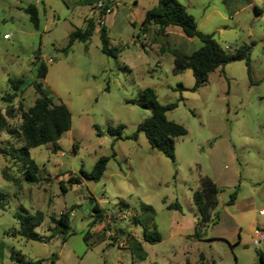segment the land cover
Wrapping results in <instances>:
<instances>
[{"label": "rangeland", "instance_id": "rangeland-1", "mask_svg": "<svg viewBox=\"0 0 264 264\" xmlns=\"http://www.w3.org/2000/svg\"><path fill=\"white\" fill-rule=\"evenodd\" d=\"M177 1L227 53L248 46V69L243 60L227 62L188 90L191 71L173 72L172 60L200 42H186L177 26L166 34L154 25L141 31L157 0H113L102 17H95L96 0H0V264H258L264 242L251 241L254 229L264 231V0ZM28 4L37 10V29L22 10ZM88 19L89 38L67 46L68 33ZM100 26L116 55L101 52ZM40 62L42 87L65 105L70 125L57 140L28 149L37 167L36 181L28 182L12 151L22 142L9 131L20 123L18 106L26 110L37 96ZM18 77L20 91L9 103L1 100L11 93L7 80ZM144 88L161 104L176 102L165 116L186 134L174 139L173 162L142 132L129 137L150 113L129 102ZM117 125L123 138L114 140L107 127ZM100 156H109L100 178H82L80 170L90 171ZM198 174L219 191L211 221L195 230L190 197ZM75 176L80 182H71ZM89 196L101 209L99 220ZM173 203L178 210L168 207ZM71 205L65 229L52 222ZM35 211L42 213L34 227L41 240L12 236L14 213ZM142 232L158 240H144Z\"/></svg>", "mask_w": 264, "mask_h": 264}, {"label": "trees", "instance_id": "trees-1", "mask_svg": "<svg viewBox=\"0 0 264 264\" xmlns=\"http://www.w3.org/2000/svg\"><path fill=\"white\" fill-rule=\"evenodd\" d=\"M23 12L27 14L28 20L32 24L33 28L38 27L37 10L32 4H28L22 8ZM102 14V9L99 10ZM149 25L156 26V30L160 33L166 32L169 26H177L183 36L187 38H197L200 42V46L190 52L189 54L177 53L173 57L172 71L175 73L182 72L185 69H189L193 76V84L188 90L194 91L199 88L207 79L209 72L217 67H222L224 64L230 61L243 60L247 66L249 65L248 58V46H240L233 53H227L223 47H221L212 37L211 34L202 33L197 29L196 22L192 15L186 12L184 6L177 0H157L156 4L145 11L144 25L141 31H144ZM94 29V23L92 19H88L82 28H74L68 33L67 46L75 40L85 41L89 38ZM100 39V50L107 55H116L117 50L114 47L108 46V37L104 26H100L98 29ZM38 58V57H37ZM46 73V66L40 62L35 69L33 87L36 98L33 104L26 110L18 106L20 114V123L17 129L9 131L15 134L22 145L16 150V155L21 161L24 179L28 182L36 181L37 167L29 156L28 149L39 145H43L48 142L57 140L63 131L69 129L70 115L61 102H54L47 91L42 87V80ZM8 83L11 88V93L5 94L1 97V100L5 102H11L20 91L23 79L9 78ZM179 90H185L180 83L176 85ZM129 102L135 103L138 106L149 110V115L143 118L137 125L135 131L129 136L135 139L138 132H142L149 147L162 153L171 162L174 160V139L186 134V129L179 123L172 120H168L165 116L166 111L173 109L176 106V102H168L165 104L159 103L153 91L150 88H144L142 95L139 99H132ZM7 114L10 113V109H5ZM3 119L0 115V123ZM121 125L115 127H107V132L114 140L123 138L121 135ZM97 134H100L98 132ZM0 153H4V150L0 148ZM114 154L111 153L110 156ZM109 156H100L93 164L90 171L85 172L80 170L82 178L87 180L97 181L102 172L105 169L106 162ZM7 179V178H6ZM73 182H80L79 177H73ZM61 189L64 191V185L60 183ZM219 189L216 184L207 175L197 176V187L191 191V201L195 208V225L197 230L205 226L211 221V212L217 204L216 196ZM236 195V188L229 193L226 205L233 204ZM0 196L3 197V193L0 192ZM89 200L93 201L92 211L94 212V220L101 217V209L98 207L95 200L89 196ZM0 203V209L2 206ZM71 205L60 213L56 219L51 218L52 222L56 225L62 226L64 229L68 225V220L71 211H73ZM169 208L178 209L177 203L169 204ZM17 220V229L12 231V236L18 235L25 239L41 240L40 236L34 231V227L39 225L42 221V213L35 211L32 214L14 213L13 215ZM133 223L138 222L135 217L131 218ZM57 227V226H55ZM64 231V230H63ZM143 233L144 240L153 241L158 240L157 236L152 237ZM54 256V255H53ZM258 264H264V250L257 251ZM183 264H188L185 261Z\"/></svg>", "mask_w": 264, "mask_h": 264}, {"label": "built area", "instance_id": "built-area-1", "mask_svg": "<svg viewBox=\"0 0 264 264\" xmlns=\"http://www.w3.org/2000/svg\"><path fill=\"white\" fill-rule=\"evenodd\" d=\"M105 1L104 0H98L97 3H96V7L101 10L102 9V14H106V13H109L113 7L116 5H114L113 2H106L104 3ZM4 37H7L6 34L3 35V38ZM254 233V236L252 237V244L254 246H257L260 242H264V231H259L257 229H254L253 231Z\"/></svg>", "mask_w": 264, "mask_h": 264}, {"label": "crops", "instance_id": "crops-1", "mask_svg": "<svg viewBox=\"0 0 264 264\" xmlns=\"http://www.w3.org/2000/svg\"><path fill=\"white\" fill-rule=\"evenodd\" d=\"M97 1H98V0H96V2H94V0H93V2H94V8H95V10H96V11H95V12H96V13H95V17H96L97 15H99L100 17H102V16H106V15H108V14L113 10V9H112L109 13H106V14H100V13H99V9L96 7V3H97ZM104 1H105L104 3H106V2H110V1L113 2V0H104ZM97 17H98V16H97ZM84 20H85V19H83V21H84ZM84 24H85V22H84ZM166 32H167V31H166ZM166 32H164V33L166 34ZM3 35H4V34H3ZM184 38H185L184 40H185L186 42H187L188 40H191L190 38H187V37H185V36H184ZM197 176H198V175H197ZM196 187H197V186H196ZM190 198H191V197H190ZM190 200H191V199H190ZM191 203H192V201H191ZM231 205H232V204H231ZM193 207H194V205H193ZM190 209H191L192 211H194V208L190 207ZM174 210H175V209H174ZM176 210H178V209H176ZM72 213H73V211H71L70 214H72ZM126 235H128V237H129V236H131V237H135V234H132V233H130V234H126Z\"/></svg>", "mask_w": 264, "mask_h": 264}]
</instances>
